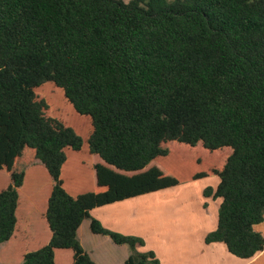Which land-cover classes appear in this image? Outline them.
<instances>
[{"label":"trees","instance_id":"16d2710c","mask_svg":"<svg viewBox=\"0 0 264 264\" xmlns=\"http://www.w3.org/2000/svg\"><path fill=\"white\" fill-rule=\"evenodd\" d=\"M46 84L62 91L76 122L90 119V158L81 134L38 97ZM173 142L225 152L221 164L179 160V178L166 174ZM36 162L53 182L51 236L20 264H56L58 250L72 253L71 264H94L77 239L84 220L129 248L124 264H159L137 251L138 237L105 229L91 211L214 176L203 196L220 204L204 242L252 260L264 249L255 231L264 220V0H0V171L10 178L0 245L14 234L18 190Z\"/></svg>","mask_w":264,"mask_h":264},{"label":"crops","instance_id":"0c3cea01","mask_svg":"<svg viewBox=\"0 0 264 264\" xmlns=\"http://www.w3.org/2000/svg\"><path fill=\"white\" fill-rule=\"evenodd\" d=\"M97 162L98 161H96L94 157L91 158V162H89V165L87 166L89 167L91 172L94 164H96ZM38 164L39 163L36 162L35 164L27 167L25 170L23 185L18 190L19 199L16 211L17 223V213L19 209V203L21 201L20 198H22L23 196H27L28 200V203L26 205V220L30 215V210L34 205V202L36 203L35 200L37 197H39L40 201L45 202L47 206V200L51 193L53 182L42 165V167L38 168L45 178V183L41 186V188H43L44 186V192H42L41 190L43 194L41 192H38L34 194V196L29 195L27 192V186L25 187L26 173L32 171ZM65 168L66 166H64L62 169V176L64 175ZM6 174L9 176L7 172ZM91 179L92 182L90 181V190H94L92 185L93 173ZM193 183L194 181L187 182L185 184L187 185ZM65 190L72 196H76L79 193L73 187H71V185H65ZM203 190L204 189H200V191L194 192L185 191L183 193L172 190H166L162 193L158 191V194H164L160 195L161 197L163 196L161 200H155V198V201H153L151 199V196L153 195L146 194L139 197L127 199L119 203L108 205L106 208H103L101 210V212L103 213L102 216H99L97 214L93 215V211L90 214L91 217L97 219L105 229L127 236L138 237L135 233H138L139 231L143 235V232L140 230L139 225L143 226V224H145L147 230H151L157 233L158 238L150 243H147V245L145 243V247L137 248V251L141 253L146 251L153 252L159 264H264V249L260 253H258L252 260L246 261L230 255L227 252L225 246L221 243L208 245L204 242L206 235L214 231L216 228L218 206L215 202L214 207H211V203L208 200L204 199L205 197L203 196ZM21 192L24 193L22 197L20 195ZM152 203H159L160 206L154 208L153 210H146V208L152 205ZM45 211L46 207L41 212V215H44ZM122 214L124 215V217L118 216ZM85 221H88V229L90 231V221L84 220L78 228L77 239L84 251L90 256L94 264H124L130 253L129 248L126 245H116L113 243L110 237L94 234L92 235L97 238L96 240L94 239L95 244L93 243V241H91L92 237L90 235V237H87V240L90 241V243L85 244L80 240V232L81 230H83V226H85ZM30 225L31 224L29 222L27 231H29ZM16 228L12 238L5 244H8L13 240L15 234L17 233ZM255 231L262 234L264 237V220L262 223L255 226ZM22 233L23 236L26 234L24 232ZM50 236L51 233L49 231L45 241L41 242V244H38V247L34 248V250H37L44 246L49 241ZM98 237L102 238L98 239ZM109 244H111V251H105L101 249L103 245ZM27 252L29 251L27 250L26 252H24V254ZM23 255L20 256V262H18V264L22 262ZM57 255H66L68 258L71 257L70 264L72 263V253L70 251L58 250L55 252V258Z\"/></svg>","mask_w":264,"mask_h":264},{"label":"rangeland","instance_id":"374dc122","mask_svg":"<svg viewBox=\"0 0 264 264\" xmlns=\"http://www.w3.org/2000/svg\"><path fill=\"white\" fill-rule=\"evenodd\" d=\"M130 0H123V2L127 3ZM165 2L167 4H171L174 2V0H165ZM38 97L45 99L47 102H49L50 104V110H49V115L57 117L61 120H63L66 124H71L74 126L75 130L77 131V133H80L82 138H83V150H82V154L81 157L83 159H86L87 157L89 158L88 155V151H87V144H86V139L88 137V135L90 134L92 128H91V122L90 119H88L87 117L84 118L85 123H78L76 122V118H72L70 114H68V110L69 107L66 105L64 99H63V93L62 91H60L59 89H57L55 86L51 85V84H46L43 85L41 88H39L36 91ZM76 122V123H75ZM77 127V128H76ZM81 128H84L83 130H81ZM200 147V152H198V150L196 151H190L189 147H184V145L181 144H177V143H170V154L168 157H166L165 161H167V167L168 170L165 172L166 174H172L173 176L176 175L177 177L181 178L183 176H185L186 174L184 172H181L180 170H178L177 168V162H179V160H188V159H192L194 156H201V159H203L204 162H211V161H216L219 164H221L219 162L220 160V156L223 157L222 153L225 152V150H221V152H218L217 154H212L206 150H204L203 148ZM182 148V149H181ZM68 153V151H67ZM68 156L70 157V159H74V157L72 156L71 153H68ZM96 159H98L96 157ZM163 160V159H162ZM39 165V166H38ZM34 167V169L32 171H29L28 173H26V179H25V187L27 186V192L29 195L34 196V194L38 193V192H44V186L43 188H41V186L45 183V178L44 175L42 174V172L40 171V169L38 167H42L40 164H38ZM156 166H159V164H155ZM85 176V174H84ZM83 176V178H84ZM9 184V176L6 174L5 171L0 172V191H2L3 189H5L7 187V185ZM87 183H83V185H86ZM218 184V178L217 177H211V178H204V179H199V180H195L193 184H185V183H181L176 187H172L169 188V190L172 191H177V192H185V191H200V189H206L207 187H211V188H215V186ZM31 186V187H30ZM24 187V189H25ZM31 188V189H30ZM167 191H169L168 189H166ZM164 191H160L165 192ZM203 190V191H204ZM24 191V190H23ZM41 192V193H42ZM159 193V192H158ZM156 193H151L149 195H153L151 196V199L153 201L155 200H161L162 197L160 195H164V194H158ZM43 194V193H42ZM21 197L24 195L23 192L20 193ZM156 198V199H155ZM203 198V197H202ZM21 201L19 203V209H18V223H17V233L15 234L13 240L8 243V244H1L0 245V264H18V262H20V256L24 254V252L28 251H32L34 250V248L38 247V244H41V242H44L45 239L48 236L49 230L46 224V221L44 219V215H41V212L44 210V208L46 207V203L40 201L39 197L36 198V203L34 202V205L32 206L33 208V215H32V208L30 210V215L28 216V219L26 220V205H27V196H23L22 198H20ZM155 199V200H154ZM206 200H208L211 204V207H214L215 202L217 203V206L219 207L218 204H220V200L219 199H213V198H204ZM44 200V199H43ZM34 201V200H33ZM37 204V205H36ZM45 205V206H44ZM160 204L159 203H152V205H150L149 207L146 208V210H153L154 208L159 207ZM105 207H101L93 211V215L97 214L99 216H102L103 213L101 212V210ZM30 209V208H28ZM212 209V208H211ZM91 211V212H92ZM218 211V208H217ZM119 217H124V215H118ZM161 217V216H159ZM30 222V229L29 231H27V226ZM134 226V224H133ZM140 230L143 232L140 233V231L138 233H135L136 236H138V238L143 242V246H138L137 248H144L145 247V243L147 245V243L152 242L153 240L158 238L157 233L151 231V230H147L145 224H143V226L139 225ZM26 233L23 236V233ZM134 232V231H133ZM92 237L91 241H93V243L95 244L94 239L96 240L97 238H95V236L92 235V233L89 231L88 229V221H85V226H83V230H81L80 232V240L83 241L85 244L90 243V241L87 240V237ZM102 237H98V239H101ZM111 243V242H110ZM102 250L105 251H111V244L109 245H103L101 247ZM149 252V251H146ZM144 253V252H142ZM70 258H68L66 255H57L55 258V263L56 264H70Z\"/></svg>","mask_w":264,"mask_h":264}]
</instances>
